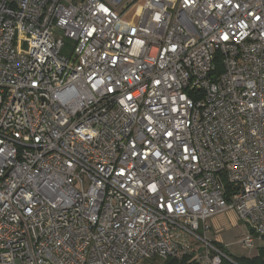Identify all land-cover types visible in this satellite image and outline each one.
I'll return each mask as SVG.
<instances>
[{"label": "built area", "instance_id": "1", "mask_svg": "<svg viewBox=\"0 0 264 264\" xmlns=\"http://www.w3.org/2000/svg\"><path fill=\"white\" fill-rule=\"evenodd\" d=\"M226 211L264 239V0H0V264H236Z\"/></svg>", "mask_w": 264, "mask_h": 264}, {"label": "rangeland", "instance_id": "2", "mask_svg": "<svg viewBox=\"0 0 264 264\" xmlns=\"http://www.w3.org/2000/svg\"><path fill=\"white\" fill-rule=\"evenodd\" d=\"M64 48L62 50V55L69 57L73 45L67 38L63 39ZM215 220L218 221L220 227L222 228L221 236L224 242L229 243L227 248V254L234 257H252L258 253V250L264 247V239L254 238L252 247L243 249L240 245L241 239L245 236L244 225L242 222L236 219L232 211L223 212L221 215L217 216ZM219 228L215 227L219 231ZM159 260H148L140 264H161Z\"/></svg>", "mask_w": 264, "mask_h": 264}, {"label": "trees", "instance_id": "3", "mask_svg": "<svg viewBox=\"0 0 264 264\" xmlns=\"http://www.w3.org/2000/svg\"><path fill=\"white\" fill-rule=\"evenodd\" d=\"M215 245L221 249L227 256H229L236 264H264V247L258 250V253L252 257H234L227 254V251L220 244L215 243ZM185 260L178 262L177 260L168 259L161 264H184ZM222 264H229L223 261Z\"/></svg>", "mask_w": 264, "mask_h": 264}, {"label": "crops", "instance_id": "4", "mask_svg": "<svg viewBox=\"0 0 264 264\" xmlns=\"http://www.w3.org/2000/svg\"><path fill=\"white\" fill-rule=\"evenodd\" d=\"M221 214L215 215L211 219L208 220V224L210 226V237H211L213 242L222 245L224 247V249L227 250V248L229 247V243L224 242V240L222 239V236H221V233H220V232H222L221 231L222 228L220 227V224L218 223V221L215 220V218L217 216L221 215ZM233 214L236 217L234 212H233ZM236 219L238 220L237 217H236ZM215 227H217V228L220 227L219 231H217L216 229L214 230Z\"/></svg>", "mask_w": 264, "mask_h": 264}, {"label": "bare ground", "instance_id": "5", "mask_svg": "<svg viewBox=\"0 0 264 264\" xmlns=\"http://www.w3.org/2000/svg\"><path fill=\"white\" fill-rule=\"evenodd\" d=\"M163 2H165L166 4H169L172 2V0H162Z\"/></svg>", "mask_w": 264, "mask_h": 264}]
</instances>
